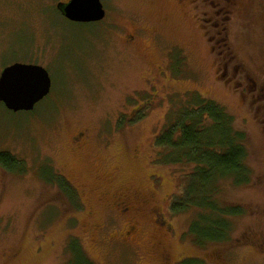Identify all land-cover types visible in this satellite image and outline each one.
Returning a JSON list of instances; mask_svg holds the SVG:
<instances>
[{"label": "rangeland", "instance_id": "obj_1", "mask_svg": "<svg viewBox=\"0 0 264 264\" xmlns=\"http://www.w3.org/2000/svg\"><path fill=\"white\" fill-rule=\"evenodd\" d=\"M66 1L0 0V71L39 65L51 80L29 113L0 103V155L16 160L0 164V264H264V0L226 15L210 0H99L105 17L87 24L56 12ZM198 95L245 135L249 182L215 196L243 209L219 243L190 234L201 209L171 210L193 165L160 163L155 145ZM120 199L135 204L129 245Z\"/></svg>", "mask_w": 264, "mask_h": 264}, {"label": "trees", "instance_id": "obj_2", "mask_svg": "<svg viewBox=\"0 0 264 264\" xmlns=\"http://www.w3.org/2000/svg\"><path fill=\"white\" fill-rule=\"evenodd\" d=\"M221 5V14L226 15L232 3ZM220 34L224 36V33ZM190 102L186 104L187 110L174 113L172 123L165 126L163 133L156 139L158 160L162 164L193 165L183 193L172 201L171 210L181 212L189 208L201 209V214L189 228L190 234L197 244L219 243L228 234L231 225L228 217H235L243 209L240 206L220 207L215 196L221 180L231 179L236 186L249 182L250 171L245 165L247 153L243 143L245 135L234 128L232 118L213 102L202 98L197 103ZM15 161L10 155H0V164L8 171L14 168L10 162L15 164ZM66 188L73 199L74 193ZM84 260V264H89ZM182 264L191 263L184 261Z\"/></svg>", "mask_w": 264, "mask_h": 264}, {"label": "water", "instance_id": "obj_3", "mask_svg": "<svg viewBox=\"0 0 264 264\" xmlns=\"http://www.w3.org/2000/svg\"><path fill=\"white\" fill-rule=\"evenodd\" d=\"M56 10L71 23H96L105 17L99 0L58 2ZM50 89L49 75L39 65L14 63L0 71V103L10 112L33 111L49 95Z\"/></svg>", "mask_w": 264, "mask_h": 264}, {"label": "flooded vegetation", "instance_id": "obj_4", "mask_svg": "<svg viewBox=\"0 0 264 264\" xmlns=\"http://www.w3.org/2000/svg\"><path fill=\"white\" fill-rule=\"evenodd\" d=\"M228 2H230V1L229 0H210V4L212 5V7H215V4L221 5L222 3H228ZM215 12H216L215 14H221L223 12V8L221 7L218 10H216ZM59 15H60V13H59ZM96 23H100V22H96ZM213 31L218 33V29L213 30ZM215 37L216 36L213 35L207 39L211 43L210 44V50L214 51V52L216 49H218L220 47L219 41L217 39L215 40ZM220 50H223V49H220ZM219 55H220V53H219ZM115 205L117 206L115 208V210L120 215H122L123 217L125 216L126 222H127L126 227H128V230L125 232L124 237L122 238L123 240L121 241V239H120V241H117V242L119 244H120V242H122L121 244L129 245V243L131 241L130 235H132L133 233L134 234L138 233V231H139V225L137 224L135 217L131 216L132 214H134L135 204H133L131 202V199H129V200L128 199H120L119 202H117ZM153 225H154L155 229L162 230V232H160L161 234L165 233V234L170 235V232H171L170 225L167 224V222H165L163 217H161L160 212H159V214H157V220H155V222H153ZM128 234H129V236H127ZM126 241H128V243ZM186 260H188V258ZM160 261L162 262V264H176L177 263V262L175 263L172 261V258L168 252L162 253Z\"/></svg>", "mask_w": 264, "mask_h": 264}]
</instances>
